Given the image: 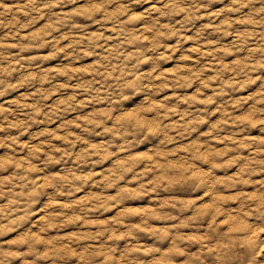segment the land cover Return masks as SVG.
Here are the masks:
<instances>
[{
    "label": "clouds",
    "instance_id": "obj_1",
    "mask_svg": "<svg viewBox=\"0 0 264 264\" xmlns=\"http://www.w3.org/2000/svg\"><path fill=\"white\" fill-rule=\"evenodd\" d=\"M0 264H264V0H0Z\"/></svg>",
    "mask_w": 264,
    "mask_h": 264
}]
</instances>
